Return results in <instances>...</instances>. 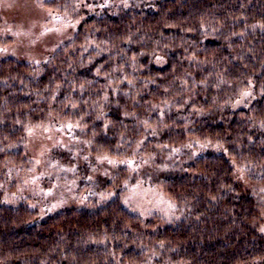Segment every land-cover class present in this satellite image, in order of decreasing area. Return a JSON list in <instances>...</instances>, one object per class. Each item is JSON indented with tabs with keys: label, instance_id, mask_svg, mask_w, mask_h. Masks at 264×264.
I'll return each mask as SVG.
<instances>
[{
	"label": "trees",
	"instance_id": "trees-1",
	"mask_svg": "<svg viewBox=\"0 0 264 264\" xmlns=\"http://www.w3.org/2000/svg\"><path fill=\"white\" fill-rule=\"evenodd\" d=\"M79 3L43 0L72 17ZM51 118L78 120L97 152L154 159L181 218L116 197L33 222L0 201V264H264L256 194L235 176L264 181V0L109 2L47 61L0 59V183ZM189 136L216 146L196 155Z\"/></svg>",
	"mask_w": 264,
	"mask_h": 264
},
{
	"label": "rangeland",
	"instance_id": "rangeland-1",
	"mask_svg": "<svg viewBox=\"0 0 264 264\" xmlns=\"http://www.w3.org/2000/svg\"><path fill=\"white\" fill-rule=\"evenodd\" d=\"M109 2L120 5L127 0H80L75 17L72 12L46 7L43 0H0V59L47 61L91 14ZM253 98L254 92L247 91L238 104L246 106ZM81 127L73 118H51L28 127L23 139L27 161L8 168L0 183V201L26 204L36 211L33 222H40L65 210L97 208L119 197L135 215L157 216L160 224H177L182 213L157 181L160 171L155 160L97 152ZM189 140L196 155L215 145L197 136H189ZM249 169L239 166L235 176L256 194L260 218L256 228L264 233V181L252 178Z\"/></svg>",
	"mask_w": 264,
	"mask_h": 264
},
{
	"label": "snow or ice",
	"instance_id": "snow-or-ice-1",
	"mask_svg": "<svg viewBox=\"0 0 264 264\" xmlns=\"http://www.w3.org/2000/svg\"><path fill=\"white\" fill-rule=\"evenodd\" d=\"M69 127H71V125H69ZM105 159H107V157H105ZM109 163H114L113 161L109 160L108 161ZM124 163H127V164H134V161H124Z\"/></svg>",
	"mask_w": 264,
	"mask_h": 264
}]
</instances>
